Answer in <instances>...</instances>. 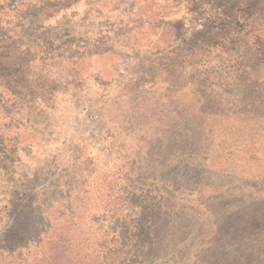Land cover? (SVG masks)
I'll return each instance as SVG.
<instances>
[{
    "label": "rangeland",
    "instance_id": "obj_1",
    "mask_svg": "<svg viewBox=\"0 0 264 264\" xmlns=\"http://www.w3.org/2000/svg\"><path fill=\"white\" fill-rule=\"evenodd\" d=\"M0 264H264V0H0Z\"/></svg>",
    "mask_w": 264,
    "mask_h": 264
},
{
    "label": "trees",
    "instance_id": "obj_2",
    "mask_svg": "<svg viewBox=\"0 0 264 264\" xmlns=\"http://www.w3.org/2000/svg\"><path fill=\"white\" fill-rule=\"evenodd\" d=\"M236 22V21H235ZM239 29L236 28V24L232 27V31L234 33V36L232 38H226V37H222V36H217L216 38H213V40H209L205 42V45L207 47H209L210 49L211 48H215V49H219V50H232V48L234 47L235 44L238 43L237 41V35L240 34V32L238 31ZM216 39V40H215ZM254 41L256 42L255 44H258L259 43V37H255L254 38ZM144 201L149 204V197L147 194H144V197H143ZM140 202H141V198H140ZM140 206V203H135V208H139ZM135 231H136V228H135ZM129 235H133L136 237V233L135 232H132V233H129Z\"/></svg>",
    "mask_w": 264,
    "mask_h": 264
}]
</instances>
